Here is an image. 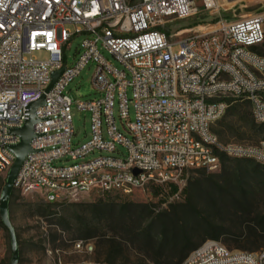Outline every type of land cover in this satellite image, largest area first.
<instances>
[{"label": "built area", "instance_id": "2783aa9c", "mask_svg": "<svg viewBox=\"0 0 264 264\" xmlns=\"http://www.w3.org/2000/svg\"><path fill=\"white\" fill-rule=\"evenodd\" d=\"M232 1L0 0V177L6 178L16 161L10 148L21 138L13 131L25 126L29 106L43 97L44 105L35 112L34 153L25 158L14 184L23 196L36 193L47 203L64 204L92 193L129 197L152 187L168 192L176 186L173 202L180 199L189 172L216 173L223 157L264 167V141L257 146L223 144L213 132L229 109L241 103L250 105L257 125H264V13L218 22L209 33L195 32L182 40L164 30L201 11L217 13ZM83 34L93 38L83 41L79 60L68 67L63 47ZM174 46H180L178 53ZM100 47L124 71L107 62ZM36 53L48 59L38 60ZM91 63L96 65L93 84L102 97L77 103L79 111L91 113L92 134L74 149L73 102L66 88ZM62 69L47 93L53 74ZM116 100L121 128L114 116ZM119 148L126 157L118 156ZM94 152L108 156L55 166ZM74 249L93 251L83 242ZM183 264H264V249L231 251L219 241H207Z\"/></svg>", "mask_w": 264, "mask_h": 264}, {"label": "rangeland", "instance_id": "374dc122", "mask_svg": "<svg viewBox=\"0 0 264 264\" xmlns=\"http://www.w3.org/2000/svg\"><path fill=\"white\" fill-rule=\"evenodd\" d=\"M261 13H264V0H234L223 4L217 13L201 11L197 16L170 22L164 30L182 40L195 32L209 33L218 22L230 24ZM91 38L93 36L83 34L65 44L64 64L73 67L83 52V41ZM172 51L178 53L180 46H174ZM100 53L113 67L124 71L122 65L101 47ZM34 56L38 60L48 59L44 53ZM95 70L94 63L87 65L66 88V95L73 102L74 149L91 139V113L79 111L77 103L102 97L93 84ZM127 96L132 100L131 88ZM114 116L121 128L118 100ZM129 116V121H134L131 104ZM213 131L223 144L257 146L264 141V126L253 121L251 107L246 103L234 105L213 126ZM118 150L119 157L127 156L124 149ZM100 156L108 154L94 152L78 162L62 159L55 166L68 167ZM256 165L255 162L223 159L216 173L189 172L182 185L190 187L192 208L185 209L160 205L157 195L163 187L157 189V194L152 187L136 191L129 197L92 193L61 206H48L41 194L23 196L14 191L9 211L19 245L18 264H108L106 261L113 251L115 255L111 258L115 264H172L183 249L173 238L175 228L178 231L181 226L190 234L188 245L192 251L207 241H216L212 237L219 235L217 241L231 251L258 253L264 249V167L259 165L255 172ZM5 182L6 178L0 177V196ZM97 204L107 205L99 215L94 213ZM123 204L131 206L124 208ZM163 216L170 224L166 239L160 236L159 240H152L161 233L159 221ZM79 242L91 245L92 253L76 252L74 246ZM11 259L10 236L0 225V264H11Z\"/></svg>", "mask_w": 264, "mask_h": 264}, {"label": "water", "instance_id": "95a60500", "mask_svg": "<svg viewBox=\"0 0 264 264\" xmlns=\"http://www.w3.org/2000/svg\"><path fill=\"white\" fill-rule=\"evenodd\" d=\"M63 72L64 69L57 71L53 74L52 83L47 89L46 91L47 93H49L52 90L53 86L58 81V79L60 78ZM43 105H44V97L38 102L31 104L28 108L29 116L25 126L21 130L13 131L14 134L18 135L21 138V143L18 146L10 148V150L16 156V161L6 177V182L0 196V221L2 225L7 229L10 236V245L12 252L11 264H18L19 245L16 236V230L13 227L10 219V211H9L10 199L14 190L15 181L24 164L25 158L28 155L34 153V151L31 149L30 144L31 141L36 137L35 133L33 132L34 125L37 123V119L35 118V112L38 108L42 107ZM137 174L138 172H136V175Z\"/></svg>", "mask_w": 264, "mask_h": 264}, {"label": "trees", "instance_id": "16d2710c", "mask_svg": "<svg viewBox=\"0 0 264 264\" xmlns=\"http://www.w3.org/2000/svg\"><path fill=\"white\" fill-rule=\"evenodd\" d=\"M231 109V108H230ZM229 109V110H230ZM229 112V111H228ZM228 112L226 114H228ZM226 116V115H225ZM242 119V118H241ZM254 121V120H253ZM264 126V125H262ZM214 132V131H213ZM215 133V132H214ZM223 159H229V160H235V159H230V158H225L223 157ZM239 161H248L250 163H254V161L252 160H239ZM257 164V163H256ZM257 170H259V164L256 165V167H254V171L256 172ZM154 193L157 194V189H159V187H154ZM14 192V190H13ZM179 193V188L176 187V186H171L168 190V192H165L164 190L163 191H160V195H157V197L159 198L158 199V203L160 205H166V206H169L171 207L172 209H185V208H192V197H191V193H190V187L188 185H186L182 191L180 192L179 196H180V199H182L183 203H178V202H170V198H172L173 196L177 195ZM13 196V193L11 195V197ZM11 200V199H10ZM48 206H61L63 204H53V203H47ZM66 204V203H64ZM131 205L129 204H123V207H129ZM104 208H107V205L105 204H97L95 205V210H94V213L96 215H99L103 210ZM264 219V218H263ZM0 225L1 227L7 231V229L2 225L1 221H0ZM159 225L161 227L160 229V232L159 234H157L155 237H152L151 239L152 240H159V238L161 237H166V232L167 230L169 229V219L167 217H161L160 221H159ZM178 232V233H177ZM149 235V234H147ZM161 236V237H160ZM154 238V239H153ZM173 238H175V240L177 239L178 243L180 245H182L183 249H182V253L180 254V256L178 257V259H176V261L172 264H183L185 262V260L188 258V256L190 255L192 251V248L188 245L189 244V239H190V234L189 232L186 230V228L184 226H181L179 228V230L177 231L176 228L174 230V235H173ZM220 236L219 235H216L214 237H212L213 240H219ZM166 238H164L165 240ZM165 242V241H163ZM113 254H110V257L107 259V263L108 264H115L114 260L111 258V256H114L115 253L114 251L112 252Z\"/></svg>", "mask_w": 264, "mask_h": 264}]
</instances>
